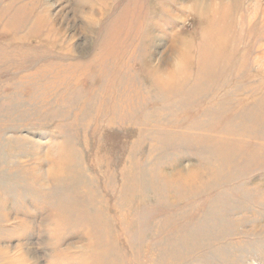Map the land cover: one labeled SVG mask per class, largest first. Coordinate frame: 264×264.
I'll use <instances>...</instances> for the list:
<instances>
[{"label":"rangeland","instance_id":"rangeland-1","mask_svg":"<svg viewBox=\"0 0 264 264\" xmlns=\"http://www.w3.org/2000/svg\"><path fill=\"white\" fill-rule=\"evenodd\" d=\"M191 2L0 0V261L264 264V0Z\"/></svg>","mask_w":264,"mask_h":264},{"label":"clouds","instance_id":"clouds-1","mask_svg":"<svg viewBox=\"0 0 264 264\" xmlns=\"http://www.w3.org/2000/svg\"><path fill=\"white\" fill-rule=\"evenodd\" d=\"M201 9L196 0H192L188 8V16H200ZM186 19V17H180L179 22ZM192 49V41L189 38H181L175 44L174 48L165 53L166 55V66H168L174 73V79H165L164 81H159L160 86L163 88H169L183 81L187 73L188 58L190 57ZM163 57H160L162 60ZM61 152L59 149H46L41 153V157L38 163L42 162H56V167H47L46 171H37V183L41 191H51L55 186V182L63 178V162L60 159ZM186 167H192L191 165H186ZM43 173V175H41ZM42 231H44L48 236V242L54 240L56 234L63 230L64 224L60 217H48L46 220L42 221L39 225ZM48 244V243H47ZM77 244V243H74ZM81 247L77 250L80 253L87 254L90 250L84 247L86 243H79ZM43 245H40L41 247ZM50 248V247H49ZM62 248V247H61ZM65 248V247H63ZM23 247L19 250L16 248L10 249L7 246V252L4 253L2 261L0 264H34L30 260L24 251Z\"/></svg>","mask_w":264,"mask_h":264},{"label":"bare ground","instance_id":"bare-ground-1","mask_svg":"<svg viewBox=\"0 0 264 264\" xmlns=\"http://www.w3.org/2000/svg\"><path fill=\"white\" fill-rule=\"evenodd\" d=\"M48 124V123H47ZM33 176V175H32ZM193 177L192 174H184L180 177L179 180H177L181 184H186L190 179Z\"/></svg>","mask_w":264,"mask_h":264}]
</instances>
